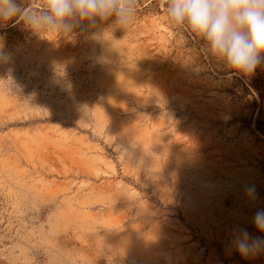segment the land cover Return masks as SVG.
<instances>
[{"label":"rangeland","instance_id":"374dc122","mask_svg":"<svg viewBox=\"0 0 264 264\" xmlns=\"http://www.w3.org/2000/svg\"><path fill=\"white\" fill-rule=\"evenodd\" d=\"M14 23L0 24V264H264L230 246L261 235L264 64L235 74L163 0H138L124 29Z\"/></svg>","mask_w":264,"mask_h":264},{"label":"clouds","instance_id":"9594fccd","mask_svg":"<svg viewBox=\"0 0 264 264\" xmlns=\"http://www.w3.org/2000/svg\"><path fill=\"white\" fill-rule=\"evenodd\" d=\"M138 0H0V24L22 23L37 34L68 36L111 21L125 28L135 19ZM169 24L204 42L205 51L221 60L235 74L250 76L264 64V0H163ZM15 23L13 26H15ZM11 54L0 49V63ZM254 199V185L246 188ZM253 225L234 230L230 246L242 257L264 252V209H258Z\"/></svg>","mask_w":264,"mask_h":264}]
</instances>
